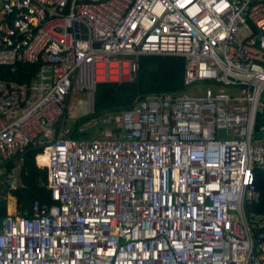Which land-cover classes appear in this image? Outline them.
Segmentation results:
<instances>
[{
	"label": "built area",
	"instance_id": "built-area-1",
	"mask_svg": "<svg viewBox=\"0 0 264 264\" xmlns=\"http://www.w3.org/2000/svg\"><path fill=\"white\" fill-rule=\"evenodd\" d=\"M144 54L183 56L195 93L146 94L72 137L71 98L94 114L97 85L133 81ZM18 62L38 69L0 78V188L42 148L55 203L0 215V264H264V213L248 208L264 0H0V65Z\"/></svg>",
	"mask_w": 264,
	"mask_h": 264
},
{
	"label": "trees",
	"instance_id": "trees-1",
	"mask_svg": "<svg viewBox=\"0 0 264 264\" xmlns=\"http://www.w3.org/2000/svg\"><path fill=\"white\" fill-rule=\"evenodd\" d=\"M185 58L178 55L144 54L138 57V73L133 81L124 83H99L95 93V113L84 116L74 123L72 137L85 138L87 132L80 133L79 123L89 120L95 115L115 112L133 107L138 97L153 92H180L186 89L184 84ZM38 64L18 62L12 66L0 65V78L14 79L19 82L33 78ZM42 148L30 147L22 155L23 163L19 169V182L16 187L4 183L0 188V215L7 214L9 197L14 200L13 212L32 214L35 201L42 206L50 207L55 203L51 188L48 187V170L36 163V155ZM21 158H14L8 163L9 168L19 163ZM39 161V157H38ZM256 186L260 193V201L250 207L264 213V177L261 170L256 169Z\"/></svg>",
	"mask_w": 264,
	"mask_h": 264
},
{
	"label": "rangeland",
	"instance_id": "rangeland-1",
	"mask_svg": "<svg viewBox=\"0 0 264 264\" xmlns=\"http://www.w3.org/2000/svg\"><path fill=\"white\" fill-rule=\"evenodd\" d=\"M204 87V86H203ZM185 93L187 94H194L195 93V87H188L184 90ZM79 99H83L86 100V97L84 94H76L74 95L71 100H70V109L67 113L66 116V121L64 122V125H67L71 128H73L74 123H76V121L84 116L89 115L88 113V108L86 104L80 105L79 104ZM93 117H91L89 120H85L79 123V127H84L89 128L90 126V120H92ZM88 134L86 137H91L92 134L94 133L93 129H88L87 130ZM19 182V181H18ZM15 187L17 186V184L15 183L14 185ZM8 210L12 211L14 208V200L11 198L8 201V205H7Z\"/></svg>",
	"mask_w": 264,
	"mask_h": 264
},
{
	"label": "bare ground",
	"instance_id": "bare-ground-1",
	"mask_svg": "<svg viewBox=\"0 0 264 264\" xmlns=\"http://www.w3.org/2000/svg\"><path fill=\"white\" fill-rule=\"evenodd\" d=\"M47 162V155L46 154H42L39 156V163L40 164H45Z\"/></svg>",
	"mask_w": 264,
	"mask_h": 264
},
{
	"label": "crops",
	"instance_id": "crops-1",
	"mask_svg": "<svg viewBox=\"0 0 264 264\" xmlns=\"http://www.w3.org/2000/svg\"><path fill=\"white\" fill-rule=\"evenodd\" d=\"M7 210H8V208H7Z\"/></svg>",
	"mask_w": 264,
	"mask_h": 264
}]
</instances>
